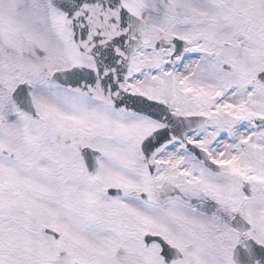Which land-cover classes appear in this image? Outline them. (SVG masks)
<instances>
[{
    "label": "snow or ice",
    "instance_id": "1",
    "mask_svg": "<svg viewBox=\"0 0 264 264\" xmlns=\"http://www.w3.org/2000/svg\"><path fill=\"white\" fill-rule=\"evenodd\" d=\"M0 264H264V0H0Z\"/></svg>",
    "mask_w": 264,
    "mask_h": 264
}]
</instances>
